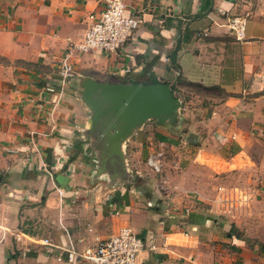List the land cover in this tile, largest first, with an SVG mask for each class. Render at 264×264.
I'll use <instances>...</instances> for the list:
<instances>
[{
  "label": "crops",
  "instance_id": "0c3cea01",
  "mask_svg": "<svg viewBox=\"0 0 264 264\" xmlns=\"http://www.w3.org/2000/svg\"><path fill=\"white\" fill-rule=\"evenodd\" d=\"M125 1L139 28L117 52L72 54L64 82L58 60L104 0H0V264H58V246L123 224L165 244L142 264H264V90L244 92L264 60V0ZM244 11L237 40L225 23ZM86 78H156L181 105L137 119L108 159ZM160 146L158 176L145 160ZM242 189L243 204L212 201Z\"/></svg>",
  "mask_w": 264,
  "mask_h": 264
},
{
  "label": "built area",
  "instance_id": "2783aa9c",
  "mask_svg": "<svg viewBox=\"0 0 264 264\" xmlns=\"http://www.w3.org/2000/svg\"><path fill=\"white\" fill-rule=\"evenodd\" d=\"M250 15L249 11L227 17L225 25L237 40L245 38V26ZM141 16L137 13L127 12L125 0H104L100 11H90L86 15V26L83 34L76 40H70L65 51L58 60L57 72L62 81L73 77L75 69L69 61L72 54H78L94 49L108 52L119 51L132 33L139 28ZM206 34L207 32H202ZM177 74L178 71L176 70ZM53 90V87L46 86ZM264 90V60L259 68L252 74L245 93H256ZM163 146L152 148L146 157V166L154 173L163 170L166 161ZM235 192V191H234ZM235 193L241 196H228L219 194L212 201L217 205L230 203L231 205L243 204L247 199L246 192L242 189ZM31 239V238H30ZM37 240V239H34ZM82 241V238H78ZM41 244L58 246L50 238L39 239ZM60 251L55 255L58 264H142L145 250H157L165 244H157L153 236L143 238L137 235L128 225H120L115 232L108 236H95L93 242L79 247L74 241L66 246H58Z\"/></svg>",
  "mask_w": 264,
  "mask_h": 264
},
{
  "label": "water",
  "instance_id": "95a60500",
  "mask_svg": "<svg viewBox=\"0 0 264 264\" xmlns=\"http://www.w3.org/2000/svg\"><path fill=\"white\" fill-rule=\"evenodd\" d=\"M83 87L84 96L94 109L91 129L99 125L106 133L108 159L117 154L119 140L137 119H174L181 105L167 82H101L86 78Z\"/></svg>",
  "mask_w": 264,
  "mask_h": 264
},
{
  "label": "trees",
  "instance_id": "16d2710c",
  "mask_svg": "<svg viewBox=\"0 0 264 264\" xmlns=\"http://www.w3.org/2000/svg\"><path fill=\"white\" fill-rule=\"evenodd\" d=\"M169 59H170V65H173V66H175L176 64H175V51H173V52H171L170 54H169ZM168 68H170L169 67V65H168ZM157 82H166V81H163V80H158V79H156V78H152L151 80H149V83H157ZM168 83V82H167ZM171 85V87H172V90H173V86H174V84H170ZM173 93H174V91H173Z\"/></svg>",
  "mask_w": 264,
  "mask_h": 264
},
{
  "label": "rangeland",
  "instance_id": "374dc122",
  "mask_svg": "<svg viewBox=\"0 0 264 264\" xmlns=\"http://www.w3.org/2000/svg\"><path fill=\"white\" fill-rule=\"evenodd\" d=\"M152 122V121H151ZM153 123V122H152ZM165 159H168L167 158V156H166V158ZM117 162V161H116ZM167 166L166 165H164V167H163V170L160 172V173H154L152 170H149V168L147 169L149 172L151 171V172H153L154 174H156V175H158V176H160V175H164L165 174V168H166ZM143 172H146L147 173V171H143ZM133 174V173H132ZM134 175V174H133ZM249 239H251V238H249ZM248 242H251V240H249ZM253 243H255V241L253 240ZM40 248V246H38L37 247V249H39ZM10 257V256H9ZM12 258H14V256L12 257ZM10 264H12L11 262H10Z\"/></svg>",
  "mask_w": 264,
  "mask_h": 264
}]
</instances>
